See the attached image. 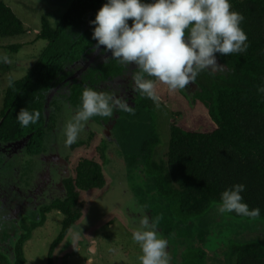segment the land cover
<instances>
[{"label": "trees", "instance_id": "trees-1", "mask_svg": "<svg viewBox=\"0 0 264 264\" xmlns=\"http://www.w3.org/2000/svg\"><path fill=\"white\" fill-rule=\"evenodd\" d=\"M105 2L70 0L58 10L57 20L50 11L30 8L28 15L34 19L37 15L38 20L25 26L13 7L0 0V38L27 37L24 44L2 49L17 54L27 44L44 45L37 58L20 63L27 67L20 78L10 74L18 63L12 70L10 63H0V143L26 139L27 144L25 156L9 160L0 153V172L13 173L17 163L22 176L29 165L26 155L43 150L51 129H58L65 141V126L81 106L86 87L114 91L109 84L125 75L123 88L132 92L131 112L91 118L78 141L67 146L87 151L81 155L77 151L73 176L66 183L67 197L26 215L19 228L13 223L0 226V241H14L12 254L0 243V264H27L28 251L35 245L29 238L38 227L45 229L43 236L49 242L44 246V264H57L58 247L72 229L83 227L86 211L112 184L105 175L111 144L114 152L122 153L118 158L126 164V179L139 180L132 185L136 202L152 219L160 218L157 227L169 242L172 264H264V93L258 91L264 87V0H230L232 10L245 17L241 27L248 36L246 52L218 56L222 70L200 72L191 93L170 92L157 81L158 105L134 91L133 77L139 74L134 63L125 66L111 57L100 60V55L91 61L97 42L90 21ZM25 107L41 115L36 124L21 127L17 113ZM104 125L109 139L102 134ZM165 134L168 140L162 144ZM236 183L246 184L244 201L250 209L259 207L260 217L219 212L221 193ZM93 231L87 233L95 236L96 253L91 239L76 243L80 248L78 244H83L85 264L97 260L109 264L104 255L114 253V245L107 249ZM139 250L132 240L120 252L129 264H140ZM71 256L62 254L59 263Z\"/></svg>", "mask_w": 264, "mask_h": 264}, {"label": "clouds", "instance_id": "clouds-1", "mask_svg": "<svg viewBox=\"0 0 264 264\" xmlns=\"http://www.w3.org/2000/svg\"><path fill=\"white\" fill-rule=\"evenodd\" d=\"M244 19L242 13L232 10L230 0H106L90 24L96 47H103L122 65L134 63L139 70L133 77L134 91L158 105L157 81L170 92L184 89L191 93L189 85H195L200 72L222 70L218 56L246 52L248 36L241 27ZM9 62V56L0 55V63ZM8 82L11 86L12 78ZM258 91L264 93V87ZM120 111H132L126 98L115 91L86 87L81 106L65 126V145L78 141L91 118H111ZM40 115L25 107L17 113V120L21 127H27L36 124ZM246 188L244 183L226 188L220 196L219 212L253 220L260 217V208L250 209L244 201ZM139 211L132 240L140 247V264H170L169 242L157 227L160 218L152 219Z\"/></svg>", "mask_w": 264, "mask_h": 264}, {"label": "rangeland", "instance_id": "rangeland-1", "mask_svg": "<svg viewBox=\"0 0 264 264\" xmlns=\"http://www.w3.org/2000/svg\"><path fill=\"white\" fill-rule=\"evenodd\" d=\"M5 3H9L10 7L12 6L13 11L16 13V15L23 21L25 26L32 25L34 22L37 23L38 17L37 15L34 17L28 15L27 9H34L38 13L40 12H52L54 14L55 20H57V15H59L58 10L65 6L67 2L70 0H4ZM56 8V9H55ZM55 10V11H54ZM27 40V37H15V38H7L2 39L0 38V55H7L10 57V69L14 68L13 64H17V66L20 65V63L25 64V60H28L27 63H30L33 61L32 59L37 58L40 54V52L43 50L44 45L42 42H36L30 47V45L22 46L20 49V52L17 54H11L10 52L7 53L6 50L2 49V47H6L8 45H14V44H24ZM95 59V57L93 58ZM8 63V64H9ZM83 69L87 67V65H82ZM15 73H10L15 78H20L24 75L26 72L27 67L25 66H19L17 67ZM12 70V69H11ZM81 70L78 71L80 73ZM2 73L0 72V75ZM106 138L109 139V134L102 133ZM166 134L162 137V144H165L167 141ZM99 141V140H98ZM65 145V141H63ZM19 150V149H18ZM53 151L61 150L65 154H67V150L60 144H55L52 146ZM109 155L107 154L108 162L107 166L105 167V175L107 176V179L109 180V185L111 184L109 190H106L102 195H99L94 200L92 206L86 211L85 213V219L82 223L83 227H75L70 232L67 239L58 247L56 255L58 258L57 264H62V260L59 258L62 256V254L70 253L72 256L69 259L63 260V264H85L86 261V252L83 249V244L80 243L78 245H81V248L76 245L78 241H84V240H90V245L92 246V252L96 253V239L95 236L87 233L90 232L91 229L94 228V234L98 235V238H100L101 244L107 245L105 246L107 249L111 250L110 245L113 246L114 253L111 254L105 253L104 260L108 261L109 264H129L126 254L123 255L122 252V246L126 247V243L132 241V232L135 227L138 226V217L140 215L139 210H143V206H139L137 201V193L135 190H132V185H134V181H128L126 179V176L128 172L126 169V164L122 160V158H118V156L122 153H118V150L115 149V152L113 151V145H110ZM86 154L87 151L83 150H76V154ZM122 152L124 150H121ZM113 152L115 154H113ZM117 152V153H116ZM19 156L20 153H18ZM75 162H73L74 165ZM13 178H16L20 175L19 173V166H16L15 171H13ZM132 175V173H131ZM16 176V177H15ZM138 176V175H137ZM134 177V175H133ZM90 198L92 195H88ZM134 196V197H133ZM135 198V199H134ZM27 214V216H29ZM13 217V216H12ZM15 219V217H13ZM12 218V219H13ZM3 219L1 218L0 214V222H2ZM9 221V218H6L3 222ZM112 222V225L108 226V224ZM11 223V222H10ZM8 223V224H10ZM87 230H83L86 229ZM96 228V229H95ZM39 229V227H38ZM38 229L34 232V234L29 238L30 241H33L35 243L34 249L28 251L30 254L28 258L27 264H44L45 260V249L44 246H48L49 242L48 240L43 236L45 229ZM9 234H12V229L7 230ZM1 233V232H0ZM40 239V240H39ZM13 240L9 238H5L4 242L0 241L1 246L5 247L6 252L11 253L12 251V244ZM74 242V243H73ZM84 243H87L84 241ZM115 243V244H113ZM119 247V249H116V247ZM78 247V248H77ZM77 248V249H76ZM79 249V250H78ZM81 249V250H80ZM136 251H138L137 248H135ZM140 251V250H139ZM169 258H170V264H172L171 260V252H169ZM12 254V253H11ZM141 254H138V257ZM126 258H125V257ZM93 258L89 259V261H92ZM129 260V259H128ZM88 262V261H87ZM114 262V263H113ZM135 262V260H134ZM88 264V263H87ZM92 264H103L102 260H97Z\"/></svg>", "mask_w": 264, "mask_h": 264}, {"label": "flooded vegetation", "instance_id": "flooded-vegetation-1", "mask_svg": "<svg viewBox=\"0 0 264 264\" xmlns=\"http://www.w3.org/2000/svg\"><path fill=\"white\" fill-rule=\"evenodd\" d=\"M101 48H97L93 58L100 55V60H105L111 57L110 52H103ZM92 58L91 61L94 59ZM131 65V64H129ZM125 75L118 77L109 84L111 89L117 95L123 96L128 100L132 96V92L124 89L126 85ZM104 134H109L107 125H104ZM62 135L58 129H51L46 132L43 141V150L35 155H26V161L29 162L26 171L19 170L20 175L13 178V174L0 172V214L3 221L9 218L7 222H0V226L7 223H13L16 228H19V221L29 213H34L39 207L54 202L58 199L67 197L68 189L66 188L67 181H71L72 170L75 165L73 161L76 158V150L68 149L61 139ZM55 144L62 145L67 154L61 150L53 151L52 146ZM26 139L0 143V153L5 154V159H12V156H25L24 149L26 148ZM19 149V150H18ZM74 155V157H72ZM73 159L70 161V159ZM75 162V161H74ZM15 164L14 171L16 169ZM1 170V168H0ZM139 175V174H138ZM16 177V176H15ZM134 183H139L138 178H135ZM15 217V219L13 217ZM13 218V219H12Z\"/></svg>", "mask_w": 264, "mask_h": 264}, {"label": "water", "instance_id": "water-1", "mask_svg": "<svg viewBox=\"0 0 264 264\" xmlns=\"http://www.w3.org/2000/svg\"><path fill=\"white\" fill-rule=\"evenodd\" d=\"M189 86H190L189 89H190L191 91H194V90H195V87H196L195 85L190 84Z\"/></svg>", "mask_w": 264, "mask_h": 264}]
</instances>
